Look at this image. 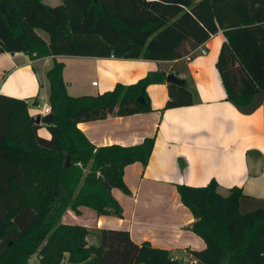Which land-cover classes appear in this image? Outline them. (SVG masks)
Listing matches in <instances>:
<instances>
[{
    "label": "trees",
    "instance_id": "16d2710c",
    "mask_svg": "<svg viewBox=\"0 0 264 264\" xmlns=\"http://www.w3.org/2000/svg\"><path fill=\"white\" fill-rule=\"evenodd\" d=\"M36 30L48 35L42 39ZM221 31L216 70L225 100L238 107L264 95V0H0V53L44 57H93L173 61L185 57ZM63 62L53 61L48 125L36 124L28 102L0 93V264H186L149 242L135 243L123 229H101L98 244L81 225L62 215L87 208L99 216L121 217L112 196L128 194L124 168L146 167L154 137L133 146L95 147L77 124L151 112L150 85L167 86L163 107L190 106L192 92L153 72L135 83H116L91 96H71ZM143 97L144 104L136 102ZM45 127L51 138L38 134ZM68 164V166H66ZM193 221L187 229L202 250H187L191 264H264V205L241 213L240 188L221 195L216 183L176 186Z\"/></svg>",
    "mask_w": 264,
    "mask_h": 264
},
{
    "label": "crops",
    "instance_id": "0c3cea01",
    "mask_svg": "<svg viewBox=\"0 0 264 264\" xmlns=\"http://www.w3.org/2000/svg\"><path fill=\"white\" fill-rule=\"evenodd\" d=\"M224 41L218 31L190 54L173 61L112 56L32 60L24 53H0V93L26 100L30 116L40 119L45 116L40 114L43 107L49 105L46 73L53 61L63 62V80L71 96H95L118 82L129 85L157 71L176 77L192 92L190 106L163 110L168 99L166 83L150 85L151 112L77 124L97 148L138 145L148 137H154V147L146 167L133 163L124 168L128 194L111 190L122 208L121 217L99 216L81 207L78 214L67 210L62 223L84 226L96 240L101 229L127 230L133 242H149L177 259L183 260L187 254L191 264L187 250H202L205 243L187 229L193 217L180 202L177 185L200 187L214 181L223 196L232 187L240 188L244 195L239 201L241 213L263 207L264 95H255L245 107L225 100L215 67ZM28 264L40 263L33 255Z\"/></svg>",
    "mask_w": 264,
    "mask_h": 264
},
{
    "label": "rangeland",
    "instance_id": "374dc122",
    "mask_svg": "<svg viewBox=\"0 0 264 264\" xmlns=\"http://www.w3.org/2000/svg\"><path fill=\"white\" fill-rule=\"evenodd\" d=\"M42 3L45 4V5H48V6H57V5H60L62 3V0H42ZM37 31V34L44 40H48V35L47 33L41 31V30H36ZM90 84V82H89ZM41 136V135H40ZM90 243H97L98 244V240H96L95 238V234L92 233L90 236H89V239H88ZM96 244V245H97ZM183 261L184 263L186 264H189V261H190V257L187 255V254H183ZM182 260V259H181Z\"/></svg>",
    "mask_w": 264,
    "mask_h": 264
},
{
    "label": "water",
    "instance_id": "95a60500",
    "mask_svg": "<svg viewBox=\"0 0 264 264\" xmlns=\"http://www.w3.org/2000/svg\"><path fill=\"white\" fill-rule=\"evenodd\" d=\"M166 81H167L168 83H169V82H173V83H177V84L182 85L181 82L178 81V79H177L176 77L172 76V75L167 76ZM136 102H137V103H140V104H144V99H143V97H141V96L138 97V98L136 99ZM32 119H33V121H34L36 124L40 123V124H43V125H48V124H50L51 121H52V116L48 114V115L44 116V117L41 118V119H40V116H35V117H33ZM66 166H68V164H66Z\"/></svg>",
    "mask_w": 264,
    "mask_h": 264
},
{
    "label": "clouds",
    "instance_id": "9594fccd",
    "mask_svg": "<svg viewBox=\"0 0 264 264\" xmlns=\"http://www.w3.org/2000/svg\"><path fill=\"white\" fill-rule=\"evenodd\" d=\"M50 111H51L50 107H46V108L43 109V111L40 114L41 115H45V114H48ZM35 114L36 113H33V115H35ZM38 134L41 135V136H44V137H46L48 139L51 138L50 134L48 132L44 131L43 128H41L39 130V133Z\"/></svg>",
    "mask_w": 264,
    "mask_h": 264
},
{
    "label": "built area",
    "instance_id": "2783aa9c",
    "mask_svg": "<svg viewBox=\"0 0 264 264\" xmlns=\"http://www.w3.org/2000/svg\"><path fill=\"white\" fill-rule=\"evenodd\" d=\"M201 53L204 55V54H205V50H201ZM92 85L95 86V85H96V82H93ZM46 107H49V105L44 106L43 109L46 108ZM49 113H50V112H49ZM49 113H48V114H49ZM48 114H45V116L48 115Z\"/></svg>",
    "mask_w": 264,
    "mask_h": 264
}]
</instances>
